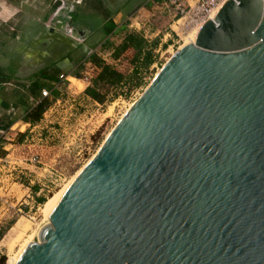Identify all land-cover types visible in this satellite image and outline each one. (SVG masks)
I'll return each instance as SVG.
<instances>
[{"label": "water", "instance_id": "obj_1", "mask_svg": "<svg viewBox=\"0 0 264 264\" xmlns=\"http://www.w3.org/2000/svg\"><path fill=\"white\" fill-rule=\"evenodd\" d=\"M46 215L16 264H264V0H226Z\"/></svg>", "mask_w": 264, "mask_h": 264}, {"label": "rangeland", "instance_id": "obj_2", "mask_svg": "<svg viewBox=\"0 0 264 264\" xmlns=\"http://www.w3.org/2000/svg\"><path fill=\"white\" fill-rule=\"evenodd\" d=\"M161 2L0 0V73L8 75L16 70L7 79L0 76L3 264L8 262L11 243L16 249L24 238L23 233L10 238L13 225L21 218L24 226L28 224L27 231H35L47 222L46 210L173 56L172 52L190 37L189 33L181 39L171 29L172 13ZM109 19L116 26L91 57L84 45L78 48L75 40L65 35L69 26L77 33L83 30L88 34L89 43L99 41L102 32L108 30L104 25ZM131 33L142 38L140 48L130 44L119 50ZM44 66L50 74L59 70L54 74L56 79L60 74L68 77L45 98L42 115L28 121L26 113L42 100L41 89L57 81L38 74ZM84 73L90 76L89 82L83 79ZM90 86L104 94L103 102L86 94ZM32 154L39 156V162L29 160ZM32 237L36 241V234Z\"/></svg>", "mask_w": 264, "mask_h": 264}, {"label": "built area", "instance_id": "obj_3", "mask_svg": "<svg viewBox=\"0 0 264 264\" xmlns=\"http://www.w3.org/2000/svg\"><path fill=\"white\" fill-rule=\"evenodd\" d=\"M226 0H162L161 4L166 6L168 10L172 13V26L179 30L171 29L176 33V35L181 38V35L198 31L201 26L210 19V17L222 6ZM71 36L77 43L81 45L85 42L87 35L83 30L76 32L72 27H66V34ZM70 38V37H69ZM101 47V44L98 45ZM97 50L95 48H89L87 55H91ZM68 76H63L60 74L58 80L52 81L51 85L43 87L40 92V99L49 97L53 88H58L62 80L67 79ZM83 79L89 82L90 76L88 73H84ZM31 162H39V156L32 154L29 157ZM3 201V197L0 195V204Z\"/></svg>", "mask_w": 264, "mask_h": 264}, {"label": "trees", "instance_id": "obj_4", "mask_svg": "<svg viewBox=\"0 0 264 264\" xmlns=\"http://www.w3.org/2000/svg\"><path fill=\"white\" fill-rule=\"evenodd\" d=\"M104 26L105 27L107 26L108 30H105L104 32H102L99 41H94L93 43H89L88 39L86 38L85 42L83 44L79 45L78 48L81 46V48L83 49V45H84L85 51L88 52L89 48H95L99 44V42L100 43L102 42V44H101V47H102L105 44V41H101V40L104 39L105 36L108 35L109 31L112 28H114L116 25L113 22V20L109 19L108 21L105 22ZM141 43H142V38L136 34L131 33V34H128L126 36V38L123 40L122 44L119 46V50L126 48L130 44L135 45V46H133L134 48H140L139 46ZM91 56H92V54L89 57H91ZM15 67H18V66L16 65ZM47 67L48 66H44L41 70L38 71V74H40L44 78H48V79L50 78L52 80L56 79L57 75H54V74L56 72H58L59 70L55 69V72L50 74L47 71ZM15 71H16L15 69L12 70L11 72H9L8 75H4V74L0 73V76L2 78L7 79L9 77H12ZM56 80H58V79H56ZM85 92H86V94H88L92 98L96 99L98 102L104 101V98H105L104 94H100V92H97L95 87H91V86L87 87L85 89ZM43 99L40 100L35 106H33L29 112L26 113L25 120L34 121V120H37L42 115V113L46 109V104H47V102L45 101V98H43ZM0 264H3V261H1Z\"/></svg>", "mask_w": 264, "mask_h": 264}, {"label": "bare ground", "instance_id": "obj_5", "mask_svg": "<svg viewBox=\"0 0 264 264\" xmlns=\"http://www.w3.org/2000/svg\"><path fill=\"white\" fill-rule=\"evenodd\" d=\"M197 31L196 30H194L193 32H189L190 33V37L188 38V39H186V41L176 50V52H172L173 54V56H171L167 61H166V63L161 67V69L156 73V75H158V73L166 66V64H168L170 61H171V59L174 57V56H176V54L179 52V50L192 38V36L196 33ZM189 33H187V34H184V35H189ZM183 34L181 35V39H182V37L184 36ZM155 75V76H156ZM155 76H154V78H155ZM153 78V79H154ZM152 79V80H153ZM151 80V81H152ZM133 104V103H132ZM132 104L129 106V108L132 106ZM128 111V110H127ZM81 169V168H80ZM79 169V170H80ZM76 175V174H75ZM74 175V176H75ZM73 176V177H74ZM72 180V179H71ZM70 180V181H71ZM45 215V220H47V222L49 221V219H48V215H46V213L44 214ZM28 227V224H27V226H24L23 225V221H22V219L20 218L14 225H13V228L11 229V231H10V238H12L13 236H16L17 238L19 237V235H21L22 233L24 234V235H22V236H24V238H23V241L20 243L19 241V239L21 238H19V239H14V240H19V241H17V242H19L20 244L18 245V247L16 248V249H13L12 248V245H15L14 243H11L12 245H11V247L9 248V252L10 253H8V257H9V259H8V262L6 263V264H16L17 262H18V260L21 258V256L23 255V253L29 248V246L33 243V242H35L32 238V236H33V234H36L37 233V230H38V228H37V230H31V231H27V228ZM30 227V226H29ZM36 229V228H35ZM22 239V238H21ZM12 241V242H16V241ZM16 247V246H15Z\"/></svg>", "mask_w": 264, "mask_h": 264}, {"label": "crops", "instance_id": "obj_6", "mask_svg": "<svg viewBox=\"0 0 264 264\" xmlns=\"http://www.w3.org/2000/svg\"><path fill=\"white\" fill-rule=\"evenodd\" d=\"M1 125H2V124L0 123V128H1ZM11 129H12V128H11ZM6 156H8V154H7ZM0 158H1V157H0Z\"/></svg>", "mask_w": 264, "mask_h": 264}, {"label": "flooded vegetation", "instance_id": "obj_7", "mask_svg": "<svg viewBox=\"0 0 264 264\" xmlns=\"http://www.w3.org/2000/svg\"><path fill=\"white\" fill-rule=\"evenodd\" d=\"M47 43V42H46Z\"/></svg>", "mask_w": 264, "mask_h": 264}]
</instances>
